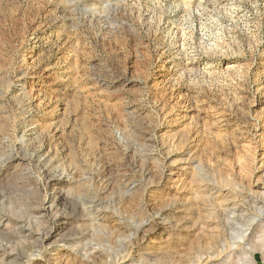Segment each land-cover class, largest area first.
I'll return each mask as SVG.
<instances>
[{
    "label": "rangeland",
    "instance_id": "1",
    "mask_svg": "<svg viewBox=\"0 0 264 264\" xmlns=\"http://www.w3.org/2000/svg\"><path fill=\"white\" fill-rule=\"evenodd\" d=\"M0 264H264V0H0Z\"/></svg>",
    "mask_w": 264,
    "mask_h": 264
},
{
    "label": "bare ground",
    "instance_id": "2",
    "mask_svg": "<svg viewBox=\"0 0 264 264\" xmlns=\"http://www.w3.org/2000/svg\"><path fill=\"white\" fill-rule=\"evenodd\" d=\"M165 19H166V18H165ZM195 56H196V55H195ZM172 142H173V141H172ZM214 188H215V187H214ZM232 193H233V192H232ZM218 194H219V193H218ZM209 195H211V194H209ZM215 196H216V195H215ZM217 196H218V195H217ZM211 197H212V195H211ZM213 199H214V198H213ZM236 199H237V198H236ZM199 200H200V199H199ZM215 200L218 201L217 199H215ZM215 200H214V202H215ZM210 201H211V200H210ZM212 201H213V200H212ZM212 201H211V202H212ZM207 202H208V201H207ZM216 203H217V202H216ZM216 203H215L214 205H216V207H217V205H218L219 203H217V204H216ZM210 204H211V203H210ZM214 205H213V206H214ZM220 205H221V203H220ZM233 205H234V204H233ZM221 212H222V211H221ZM219 214H220V213H219ZM201 222H202V221H201ZM201 222H200V223H201ZM209 224H210V222H209ZM201 225H202V224H201ZM205 225H206V222H205ZM198 226H199V225H198ZM201 227H203V226H201ZM206 227H207V226H206ZM202 229H203V228H202ZM137 238H138V237H137Z\"/></svg>",
    "mask_w": 264,
    "mask_h": 264
}]
</instances>
